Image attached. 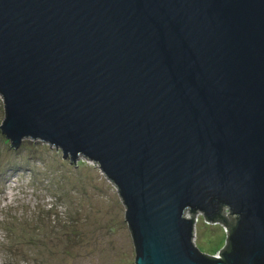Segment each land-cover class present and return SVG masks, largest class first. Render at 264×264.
<instances>
[{
    "label": "water",
    "instance_id": "95a60500",
    "mask_svg": "<svg viewBox=\"0 0 264 264\" xmlns=\"http://www.w3.org/2000/svg\"><path fill=\"white\" fill-rule=\"evenodd\" d=\"M0 95L12 146L116 185L135 264H264V0H0Z\"/></svg>",
    "mask_w": 264,
    "mask_h": 264
},
{
    "label": "rangeland",
    "instance_id": "374dc122",
    "mask_svg": "<svg viewBox=\"0 0 264 264\" xmlns=\"http://www.w3.org/2000/svg\"><path fill=\"white\" fill-rule=\"evenodd\" d=\"M4 115L0 95V124ZM2 135L0 264H135L125 204L96 162H71L40 140L16 148ZM195 217V245L217 254L226 230L201 211Z\"/></svg>",
    "mask_w": 264,
    "mask_h": 264
},
{
    "label": "trees",
    "instance_id": "16d2710c",
    "mask_svg": "<svg viewBox=\"0 0 264 264\" xmlns=\"http://www.w3.org/2000/svg\"><path fill=\"white\" fill-rule=\"evenodd\" d=\"M2 136L5 138L4 135H2ZM26 143H27V141H26ZM224 217H225V215L223 216V215L220 214L219 216H217V217L214 219V222H220V223L223 225L224 230H226V232H227V231H228V232H231V231H232V228H233V226H234V221L229 220V218H226L229 222H228V224H225V223L223 222ZM227 234H228V233H227ZM229 247H230V245H229V242H228V243L226 244V246H225L224 249H226V248L229 249Z\"/></svg>",
    "mask_w": 264,
    "mask_h": 264
},
{
    "label": "bare ground",
    "instance_id": "6f19581e",
    "mask_svg": "<svg viewBox=\"0 0 264 264\" xmlns=\"http://www.w3.org/2000/svg\"><path fill=\"white\" fill-rule=\"evenodd\" d=\"M84 158H85V157H84ZM87 159H89V158H87ZM90 160H91V159H90ZM92 161H93V160H92ZM198 211H201V212H202V210H199V209L197 210V212H198ZM203 214H204V213H203ZM195 218H196V217H195ZM193 243H194V236H193ZM194 244H195V243H194ZM196 246H197V245H196Z\"/></svg>",
    "mask_w": 264,
    "mask_h": 264
},
{
    "label": "built area",
    "instance_id": "2783aa9c",
    "mask_svg": "<svg viewBox=\"0 0 264 264\" xmlns=\"http://www.w3.org/2000/svg\"><path fill=\"white\" fill-rule=\"evenodd\" d=\"M215 256H219V254L217 253V254H215Z\"/></svg>",
    "mask_w": 264,
    "mask_h": 264
}]
</instances>
